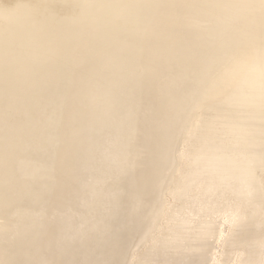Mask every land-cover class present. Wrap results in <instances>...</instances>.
I'll list each match as a JSON object with an SVG mask.
<instances>
[{
  "label": "bare ground",
  "instance_id": "1",
  "mask_svg": "<svg viewBox=\"0 0 264 264\" xmlns=\"http://www.w3.org/2000/svg\"><path fill=\"white\" fill-rule=\"evenodd\" d=\"M264 0H0V264H264Z\"/></svg>",
  "mask_w": 264,
  "mask_h": 264
},
{
  "label": "snow or ice",
  "instance_id": "2",
  "mask_svg": "<svg viewBox=\"0 0 264 264\" xmlns=\"http://www.w3.org/2000/svg\"><path fill=\"white\" fill-rule=\"evenodd\" d=\"M261 108L264 110V95L261 97Z\"/></svg>",
  "mask_w": 264,
  "mask_h": 264
}]
</instances>
